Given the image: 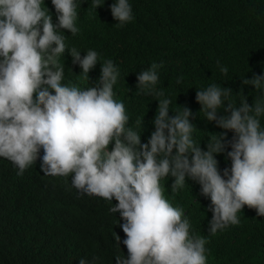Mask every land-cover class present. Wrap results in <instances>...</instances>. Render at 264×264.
<instances>
[{"label": "clouds", "instance_id": "clouds-1", "mask_svg": "<svg viewBox=\"0 0 264 264\" xmlns=\"http://www.w3.org/2000/svg\"><path fill=\"white\" fill-rule=\"evenodd\" d=\"M104 3L91 0L96 9ZM51 4L56 19L45 0H0V170L13 177L12 186L0 190V239L13 233L20 242L10 243L17 245L23 261L14 259L12 247L0 251V259L97 264L96 255L81 257L86 243L80 235L87 233L106 248L116 241L115 264H205L207 237L190 234L185 214L194 202H176L172 194L184 187L186 178L199 183L212 212L210 233L238 224L237 212L244 205L264 215V71L243 77V84L261 94L251 104L245 95L234 103L229 99L233 89L216 82L196 87L204 118L233 133L227 138L226 131L215 132L202 148L193 135L190 117L195 112L185 104L169 114L171 97L156 87L162 61H153L136 73L137 88L158 100L154 130L142 141L124 102L114 98L120 69L113 60L100 63V75L90 86L75 74L78 65V73L89 81V71L99 61L97 50L89 48L82 55L66 44L64 29L80 31L77 0ZM108 6L117 22L134 19L130 0H112ZM66 49L74 64L68 69L61 62ZM216 63L221 73L228 72ZM136 123L143 125V117ZM217 153H225L230 166L221 169ZM31 171L35 178L16 179L15 174ZM165 176L174 177L173 192L165 190ZM55 183L61 189L51 188ZM57 219L62 227L46 255L19 233L28 225L48 228ZM117 222L123 240L115 231L110 240L105 229L94 227Z\"/></svg>", "mask_w": 264, "mask_h": 264}, {"label": "trees", "instance_id": "trees-1", "mask_svg": "<svg viewBox=\"0 0 264 264\" xmlns=\"http://www.w3.org/2000/svg\"><path fill=\"white\" fill-rule=\"evenodd\" d=\"M56 19L51 0H45ZM103 4V0H101ZM112 0H105L103 6H92L91 0H77L79 32L71 34L64 29L68 47L85 50L92 48L98 52L96 66L89 71V81L75 68V74L83 85L90 86L100 75V63L111 58L119 67L120 75L113 85L114 98L122 100L126 114L132 125L144 131L149 127L147 135L141 133V140L154 130L152 118L158 106L157 97L149 95L146 90L137 88L136 73L148 67L153 61L160 63L157 69L159 80L156 87L163 89L166 96L171 97L169 114L172 110L188 105L195 117L193 135L202 148H206L207 140L215 132L226 131L227 138L232 136L231 130L221 129L214 121L204 118L200 103L195 99L196 87L204 88L209 83L216 82L221 86L231 87L229 99L239 104L240 97L245 95L248 102L255 103L261 95L251 84H243V77L251 78L253 73L264 71V0H130L134 19L117 22L108 5ZM44 5V6H46ZM227 66L228 72L221 73L216 61ZM64 69L72 64L68 50L61 54ZM70 73L68 72V76ZM79 83V82H77ZM81 84V83H80ZM161 99L163 97H160ZM181 104V105H179ZM224 109L219 110L223 114ZM143 117V125L137 126L136 121ZM264 126V114L260 117ZM130 126L129 122H127ZM230 148V146H229ZM219 167L230 166V159L225 160V153H217ZM9 172L0 170V190L12 186L9 184L13 177H5ZM16 179H33L35 172L15 174ZM164 187L170 188L174 177L165 176ZM184 187L172 194L176 202H194L185 209L190 221V234L207 237L209 251L205 264H264V215H257L255 208L247 205L238 210V224L229 223L215 233L208 231V220L212 216L207 207L205 196L200 193L199 183L186 178ZM15 180V179H14ZM51 183V180H45ZM61 189L59 183L51 186ZM62 221L57 219L48 228H36L28 225L19 230L20 235L29 243L41 247L46 255L54 245ZM94 227L103 228L104 235L115 240L113 231H120L119 222L110 227L106 223H96ZM121 240L125 237L118 234ZM80 238L86 243L81 251V257L91 259L96 255L97 264H115L114 259L119 249L114 241L109 248L106 244L90 234H81ZM0 251L9 247L15 248L14 259L19 263L16 244L17 237L11 233L0 240ZM11 242V243H10ZM124 254L127 255L125 245ZM0 264H12L1 258Z\"/></svg>", "mask_w": 264, "mask_h": 264}]
</instances>
